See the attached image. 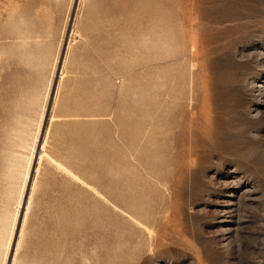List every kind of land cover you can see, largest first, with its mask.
Listing matches in <instances>:
<instances>
[{"label":"rangeland","instance_id":"374dc122","mask_svg":"<svg viewBox=\"0 0 264 264\" xmlns=\"http://www.w3.org/2000/svg\"><path fill=\"white\" fill-rule=\"evenodd\" d=\"M0 264H264V0H0Z\"/></svg>","mask_w":264,"mask_h":264},{"label":"bare ground","instance_id":"6f19581e","mask_svg":"<svg viewBox=\"0 0 264 264\" xmlns=\"http://www.w3.org/2000/svg\"><path fill=\"white\" fill-rule=\"evenodd\" d=\"M43 156L45 158H47L51 163H53L56 167L60 168V169H63L66 174L68 173L69 175L73 176L74 178L78 176L69 168H67L64 164H62L60 161L56 160L54 157H52L47 151L46 149H43ZM42 157V156H41ZM62 170V171H63ZM78 180V179H77ZM76 180V181H77ZM82 183V182H81Z\"/></svg>","mask_w":264,"mask_h":264}]
</instances>
